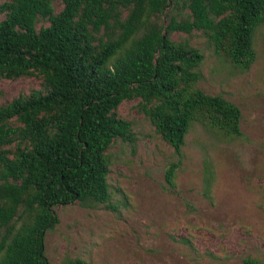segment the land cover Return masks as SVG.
<instances>
[{
    "label": "trees",
    "instance_id": "obj_1",
    "mask_svg": "<svg viewBox=\"0 0 264 264\" xmlns=\"http://www.w3.org/2000/svg\"><path fill=\"white\" fill-rule=\"evenodd\" d=\"M55 1H0V78L42 79L41 90L0 107V264H49L45 238L59 224L56 208L110 203L107 152L116 140L135 139L117 113L124 101L140 100L180 157L197 123L243 137L239 107L198 88L204 55L172 36L201 32L249 71L264 0H62L59 13ZM40 20L49 26L38 30ZM179 166L167 170L172 186ZM204 181V196L213 200L209 162ZM243 264L264 262L248 257Z\"/></svg>",
    "mask_w": 264,
    "mask_h": 264
},
{
    "label": "rangeland",
    "instance_id": "obj_2",
    "mask_svg": "<svg viewBox=\"0 0 264 264\" xmlns=\"http://www.w3.org/2000/svg\"><path fill=\"white\" fill-rule=\"evenodd\" d=\"M53 5L56 13L64 8L62 0ZM161 20L168 22L166 16ZM48 26L40 20L37 29ZM172 39L188 40L204 55L198 88L239 107L243 137L230 138L197 123L180 157L140 111V100L124 101L117 113L131 123L135 139L116 140L107 152L110 203L58 206L59 224L45 238L49 264L68 259L243 264L248 257L264 262V27L256 34L257 60L249 71L217 53L201 32L174 34ZM41 89L39 77L0 78V107ZM207 162L216 173L213 200L204 196ZM172 163L180 164L174 186L167 181ZM182 238L192 245L180 243Z\"/></svg>",
    "mask_w": 264,
    "mask_h": 264
},
{
    "label": "water",
    "instance_id": "obj_3",
    "mask_svg": "<svg viewBox=\"0 0 264 264\" xmlns=\"http://www.w3.org/2000/svg\"><path fill=\"white\" fill-rule=\"evenodd\" d=\"M164 38H166V34L164 35Z\"/></svg>",
    "mask_w": 264,
    "mask_h": 264
}]
</instances>
